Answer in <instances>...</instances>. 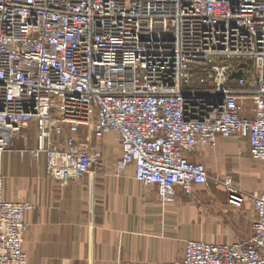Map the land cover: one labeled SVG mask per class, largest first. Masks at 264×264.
I'll return each mask as SVG.
<instances>
[{"label":"built area","instance_id":"2783aa9c","mask_svg":"<svg viewBox=\"0 0 264 264\" xmlns=\"http://www.w3.org/2000/svg\"><path fill=\"white\" fill-rule=\"evenodd\" d=\"M90 124L98 142L117 135V174L133 166L163 204L177 187L210 188L192 156L220 138L264 161V0H0V264H28L26 214L37 211L6 198L5 153L32 126L21 152L75 182L105 165L77 137ZM226 187L230 206L253 209L251 237L187 240L183 264H264V190Z\"/></svg>","mask_w":264,"mask_h":264},{"label":"crops","instance_id":"0c3cea01","mask_svg":"<svg viewBox=\"0 0 264 264\" xmlns=\"http://www.w3.org/2000/svg\"><path fill=\"white\" fill-rule=\"evenodd\" d=\"M24 133L16 140L24 135L27 138L29 133ZM115 139V133L108 136L104 148L108 144L109 149L120 147ZM240 146L236 138H220L215 148L201 147L192 160L212 171L222 157L237 153ZM23 150L17 147L6 152L2 170L6 198L25 200L37 207L34 213L26 214L28 264H183L187 240L212 244L245 241L235 239L233 234L244 226L247 233L254 221L249 206L235 209L225 198L219 205L212 202L216 210H226V220L237 226L238 232L232 229L231 234L224 235L232 239H207L209 213L202 205L212 200L201 186H195L192 195L177 187L175 198L163 204L157 186L137 182L133 166L117 174L115 164L62 184L46 175L44 159L36 164L27 155H20ZM247 162L250 160L245 159L243 164Z\"/></svg>","mask_w":264,"mask_h":264},{"label":"rangeland","instance_id":"374dc122","mask_svg":"<svg viewBox=\"0 0 264 264\" xmlns=\"http://www.w3.org/2000/svg\"><path fill=\"white\" fill-rule=\"evenodd\" d=\"M25 133H29V135L26 136L24 135L22 139L15 140L14 145L12 149H15L17 147L29 149L34 146V139H35V131L32 129L31 130L27 129L24 131ZM22 132V133H24ZM24 133V134H25ZM111 136V135H109ZM34 137V138H33ZM78 139L82 142H87L91 147L94 148H100L104 152V164L109 165V164H116L117 161L120 158L121 151L120 147L118 146L116 150H113V147L109 149V145L111 144H106L108 147L107 149L104 148V142L108 138H104L101 142H98L95 140L93 136V124H90L89 126H83L79 130L78 134ZM116 144H118V140H116ZM218 144V143H217ZM216 144V146H217ZM240 144L243 146L239 147V150H237V153H234L232 155L227 154L226 156L222 157L217 164L214 166V170L208 171L209 175L211 178L215 181L214 184H211L210 188L205 189L204 192L207 193L212 201H208V205L206 203L204 204L203 202V209L204 211H208L209 216L207 219H209L208 222V229L206 231L209 236H207V239H214L217 241H222L225 239H232L231 236H224L227 233L232 232V229L237 231V226H233L226 220V216L224 212L226 211H218L215 209V205H212V202L216 205H219L222 202V199L225 198L227 203H228V189L226 187V183L232 182V184L236 187H239L242 189L244 192H247L246 190H264V161H259V160H254L249 151L248 145L244 142H240ZM104 145V146H103ZM119 145V144H118ZM215 146V147H216ZM111 147V146H110ZM212 147V148H215ZM199 153H196L195 155H198ZM20 155L25 157L26 155L30 158H32L33 162L37 164V162H40L42 159H35L31 156L29 152H21ZM248 159L250 162H247V164H243L244 160ZM31 159H26L25 162H32L29 161ZM3 161V160H2ZM196 162V161H194ZM242 163V166L239 164ZM203 164V163H202ZM204 165V164H203ZM205 166V165H204ZM240 166V167H239ZM206 167V166H205ZM207 168V167H206ZM3 174V179H4V188H6V180L5 176L2 170ZM252 186H251V185ZM185 193V192H184ZM195 194V193H194ZM246 206L243 208H240V210H244ZM234 208V207H233ZM248 208V205H247ZM250 210H252V213H254L253 209L249 206ZM237 209V208H235ZM255 218V214H254ZM253 223V222H252ZM252 223L250 224V228H252ZM247 227L244 226L241 228V231L237 234H233L235 236V239H240V240H248L251 235L252 231L250 228L248 229V232L246 229ZM238 232V231H237ZM240 233H246L243 236H236ZM193 240V239H190ZM231 241V240H228Z\"/></svg>","mask_w":264,"mask_h":264},{"label":"water","instance_id":"95a60500","mask_svg":"<svg viewBox=\"0 0 264 264\" xmlns=\"http://www.w3.org/2000/svg\"><path fill=\"white\" fill-rule=\"evenodd\" d=\"M235 78H236V79H240V78H241V74H237V75L235 76Z\"/></svg>","mask_w":264,"mask_h":264}]
</instances>
